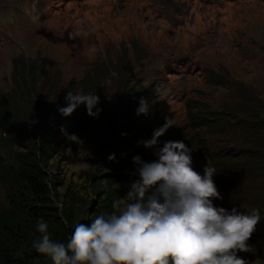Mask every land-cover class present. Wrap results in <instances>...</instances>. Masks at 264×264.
Masks as SVG:
<instances>
[{
	"label": "rangeland",
	"instance_id": "374dc122",
	"mask_svg": "<svg viewBox=\"0 0 264 264\" xmlns=\"http://www.w3.org/2000/svg\"><path fill=\"white\" fill-rule=\"evenodd\" d=\"M18 58L39 67L42 94L34 102L19 101L21 110L35 105L32 125L56 133L59 145L50 162L51 197L68 225L49 226L50 235L90 223L102 211L95 182L104 185L108 178L126 194L136 178L132 158H156L138 141L150 139L166 116L175 125L160 146L183 141L192 149L194 170L202 175L206 165L216 169L222 196L217 204L244 214L249 204L264 201V180L249 182L255 160L264 162V144H252L264 120V0H0V102L15 95ZM68 91H94L100 99L98 119L87 115L86 106L79 108V144L57 132ZM138 91L147 92L150 102L158 100L148 116L127 106V97ZM194 107L210 111L206 116L217 119L211 124L217 130L196 128L189 118ZM205 144L233 150L232 179L220 178L219 164L203 152ZM106 152L115 160L104 161ZM263 231L256 225L248 241L255 254L238 253L248 264H264Z\"/></svg>",
	"mask_w": 264,
	"mask_h": 264
},
{
	"label": "clouds",
	"instance_id": "9594fccd",
	"mask_svg": "<svg viewBox=\"0 0 264 264\" xmlns=\"http://www.w3.org/2000/svg\"><path fill=\"white\" fill-rule=\"evenodd\" d=\"M65 100L67 106L58 109L63 117L81 105L93 119L102 112L94 91H68ZM157 102L142 97L136 115L148 116ZM174 125L166 116L150 139L138 141V146L153 149L156 158H132L136 178L129 181L126 194L113 201L110 213L75 224L66 241L52 239L41 218L32 247L52 264H248L238 253L255 254L248 241L261 220L259 210L242 214L236 208L215 207L213 200L222 199L214 183L216 169L206 165L202 175L194 170L192 149L183 141L160 146V138ZM60 131L70 142L82 143L64 126Z\"/></svg>",
	"mask_w": 264,
	"mask_h": 264
},
{
	"label": "trees",
	"instance_id": "16d2710c",
	"mask_svg": "<svg viewBox=\"0 0 264 264\" xmlns=\"http://www.w3.org/2000/svg\"><path fill=\"white\" fill-rule=\"evenodd\" d=\"M39 75L40 69L34 63L27 62L24 58L15 59L12 70L15 95H6L0 102V191L4 192V201H0V264H52L49 257L32 247L33 241L39 237L36 231L37 221L43 218L49 226H63L62 219L56 214L58 209L53 206L49 171L50 162L59 152L56 133L32 125V110L35 105L25 113L19 104V101L28 103L42 98V94L37 91ZM147 96V92L138 91L127 97V106L132 112H136L140 99ZM79 108L70 117H62L60 120L61 126L69 134L79 133L83 129L82 110ZM194 108L197 111L190 112L189 118L196 128L217 130L218 126L211 125L217 119L206 116L212 114L210 111L202 107ZM260 122V127L252 135L256 139L252 144L259 145L261 141L260 146H263L264 120ZM203 152L219 164V173L222 175L220 178H233L230 159L234 153L229 146L212 147L205 144ZM103 156L104 161H112L109 160L108 152ZM238 156L242 157L243 154ZM255 167L250 173L252 177L249 182L252 184L256 177L264 180V162L261 158L255 160ZM100 175H104V172H100ZM117 176L123 177L121 174ZM103 182L104 185L99 181L94 183V190L102 196V211H97V215L100 212L110 213L113 201L122 196L114 187L115 181L104 178ZM237 182L243 181L239 179ZM213 204L215 207H223L216 200H213ZM253 209L259 210L261 220L257 225L264 228V201L249 204L243 212L250 213ZM73 227L54 229L50 236L54 240L66 241ZM262 260L264 261V257Z\"/></svg>",
	"mask_w": 264,
	"mask_h": 264
}]
</instances>
